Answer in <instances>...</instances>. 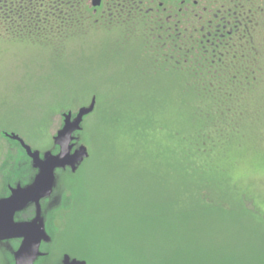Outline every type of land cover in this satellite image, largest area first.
<instances>
[{"label":"rangeland","instance_id":"rangeland-1","mask_svg":"<svg viewBox=\"0 0 264 264\" xmlns=\"http://www.w3.org/2000/svg\"><path fill=\"white\" fill-rule=\"evenodd\" d=\"M172 3L177 8L178 3ZM260 22L264 31V17ZM258 34L254 46L258 49L260 43L262 52L263 33ZM143 41L140 26H88L58 44L0 36V199L8 184L24 187L36 174L20 144L7 134L18 135L32 150L56 154L53 137L63 126V114L75 115L95 99L94 111L75 135L76 146L87 148L88 159L74 174L56 171L55 192L40 208L42 218L51 213L45 227L51 241L42 244L45 256L36 264H61L65 254L86 264H118L136 253L133 244L131 252L126 247L143 233L131 222L144 212L146 182L152 174L171 171L179 138L193 132L179 126L188 125L201 102L190 92H177L180 81L174 75L150 77ZM259 67L264 72V62ZM152 91L166 102L174 101L176 111L164 114V127L137 141L136 132L112 120L116 115H141L145 93ZM237 104L242 112L237 127H222V136L210 144L201 142V153L191 157L206 173L201 189L217 205L214 211L208 206L204 216L208 224L201 231L203 250H208V261L218 264H264V74ZM62 198L60 211L52 213ZM175 225L162 223L156 230L161 264L193 261L190 246L187 254L179 247L178 259L171 263L179 234L186 245L191 242L201 250L193 234L194 217L178 216ZM17 247L16 242L0 243V264H13Z\"/></svg>","mask_w":264,"mask_h":264},{"label":"trees","instance_id":"trees-1","mask_svg":"<svg viewBox=\"0 0 264 264\" xmlns=\"http://www.w3.org/2000/svg\"><path fill=\"white\" fill-rule=\"evenodd\" d=\"M170 2H177V8ZM229 7L231 15L226 21L232 25L223 27L222 3L213 0H101L98 7H93L91 0H0V36L15 39L58 44L88 26L128 27L130 30L140 26L144 37L142 55L151 68L150 77L155 79L163 73L174 75L180 81L177 92H190L201 101L188 125L179 126L180 129L189 127L193 132L179 138V150L176 157L173 156L177 159L171 165V171L168 174L160 171L148 178L147 192L142 200L144 212L131 222L135 230L143 232L142 236L129 240L127 251L133 250V244L136 253L128 254L124 263L118 264H161V242L157 241L156 230L162 223L177 225L178 216L194 217L193 234H196L201 250L191 242L186 245L179 234L174 245L178 253L175 258L171 257V263L178 259L179 247L187 254L191 251L187 248L192 246L193 261L189 264H218L208 261V250H203L201 233L208 224L204 220L208 206L214 211L217 205L201 189L206 173L191 157L201 153V142L210 144L217 135L222 136V127H237L242 115L237 103L264 74L259 67L264 62V43L262 52L259 51L260 43L258 49L254 46L256 33H263L264 39L260 22L264 17V6L256 9L255 5L241 3L238 7ZM228 30L231 33L225 32ZM175 63L179 66H165ZM222 63L227 67H222ZM153 92L145 93V112L141 115H116L112 120L114 125H119L117 127L126 125L122 127L136 132L137 141L147 140L148 132L164 127V114L176 111L174 101L166 102ZM232 100L237 108L232 105ZM171 180L176 189L172 188Z\"/></svg>","mask_w":264,"mask_h":264},{"label":"water","instance_id":"water-1","mask_svg":"<svg viewBox=\"0 0 264 264\" xmlns=\"http://www.w3.org/2000/svg\"><path fill=\"white\" fill-rule=\"evenodd\" d=\"M101 0H91L93 7H98ZM95 108V99L90 105L81 107L75 115L72 112L63 114V126L53 137V146L58 152L40 153L31 147L16 134H7V137L20 144L36 174L30 184L22 187L17 185L10 189V195L0 199V243L18 239L20 245L13 253L14 264H35L44 257L41 252L42 243H50L51 239L45 231L44 218L41 217L40 200L49 198L54 191L56 171L69 169L76 173L89 154L84 145L76 146L77 133L82 131L84 118L90 115ZM35 204L36 215L31 221L15 222L14 215L28 205ZM61 264H86V261L71 258L65 254Z\"/></svg>","mask_w":264,"mask_h":264},{"label":"flooded vegetation","instance_id":"flooded-vegetation-1","mask_svg":"<svg viewBox=\"0 0 264 264\" xmlns=\"http://www.w3.org/2000/svg\"><path fill=\"white\" fill-rule=\"evenodd\" d=\"M213 1H217V2H219V1H221V0H213ZM222 2V10H223V13H222V26L223 27H226V26H230V25H232V23L231 22H227L226 21V18L227 17H229L230 15H231V8L229 7V6H231V7H238L239 5H241V3H247V4H250V5H255V7H256V9H260L261 7H263L264 6V0H222L221 1ZM220 3V2H219ZM236 5H238V6H236ZM225 32H228V33H231V30H228V31H225ZM165 66H170V67H177V66H179V64L178 63H175V64H168V65H165ZM222 67H227V65L225 66L223 63H222ZM30 166H31V163H30ZM34 171V170H33ZM7 188H8V190H7V193H6V195L4 196V198H6V197H8L9 195H10V189L12 188V185H9L8 184V186H7ZM55 192V191H54ZM54 194V193H53ZM53 194L49 197V198H46V199H42V200H40V208L42 209H44L45 208V206H46V204L48 203V201L52 198V196H53ZM62 200H63V198L61 199V200H59L58 201V204L53 208L54 209V211H52V213L54 212V213H57L58 211H60V205H61V202H62ZM35 204H30V205H28L25 209H23L22 211H20V212H17V213H15V215H14V221L15 222H26V221H30L31 219H33L34 218V212H35ZM49 212V211H48ZM27 213H33V216L32 217H30ZM50 215H51V213H50ZM50 215L48 216V214L45 216V218H44V225H45V227L47 226V225H49L50 224V219H51V217H50ZM5 242H11V243H13V242H16L17 243V246H19L20 245V242H21V240H18V239H13V240H9V241H5ZM43 244V243H42ZM42 246V245H41ZM18 248V247H17ZM41 250V249H40ZM40 259V258H39ZM38 259V260H39ZM37 260V261H38ZM37 261H36V263H37ZM35 263V264H36ZM13 264H14V262H13Z\"/></svg>","mask_w":264,"mask_h":264}]
</instances>
